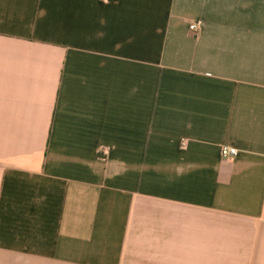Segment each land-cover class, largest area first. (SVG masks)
Listing matches in <instances>:
<instances>
[{"label": "crops", "instance_id": "obj_1", "mask_svg": "<svg viewBox=\"0 0 264 264\" xmlns=\"http://www.w3.org/2000/svg\"><path fill=\"white\" fill-rule=\"evenodd\" d=\"M0 264H264V0H0Z\"/></svg>", "mask_w": 264, "mask_h": 264}, {"label": "built area", "instance_id": "obj_2", "mask_svg": "<svg viewBox=\"0 0 264 264\" xmlns=\"http://www.w3.org/2000/svg\"><path fill=\"white\" fill-rule=\"evenodd\" d=\"M191 30H195V26L190 27ZM239 152L236 148L224 146L221 149V155L224 159H231L236 158L238 156Z\"/></svg>", "mask_w": 264, "mask_h": 264}]
</instances>
